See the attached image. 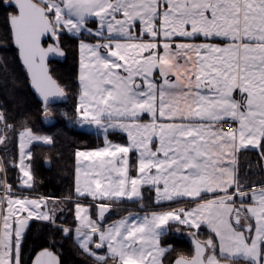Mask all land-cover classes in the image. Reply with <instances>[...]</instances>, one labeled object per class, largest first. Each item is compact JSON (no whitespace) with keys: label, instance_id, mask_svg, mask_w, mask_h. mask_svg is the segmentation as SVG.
Instances as JSON below:
<instances>
[{"label":"snow or ice","instance_id":"obj_1","mask_svg":"<svg viewBox=\"0 0 264 264\" xmlns=\"http://www.w3.org/2000/svg\"><path fill=\"white\" fill-rule=\"evenodd\" d=\"M0 5L13 9L7 17L11 36L45 116L52 115L50 99L65 96L46 61L64 55L61 40L67 33L80 41L77 122L127 135L126 145L105 138L103 148L75 153V241L83 253L96 264H163L168 249L161 247V237L175 222L197 232L189 233L193 253L172 264H264V180L247 182L259 175L249 164L242 181L239 168L240 154L249 150L264 161V0H0ZM0 123L13 128L2 114ZM19 139V167L27 178L21 183L31 188L25 159L32 153L25 149L35 141H54L28 128ZM142 186L154 189L156 206L167 205L165 210L105 223L115 204L142 199ZM0 188V264H21L30 220L50 222L66 235L73 231L56 225L57 198H14L6 182ZM89 197L92 203L80 202ZM182 201L191 206L171 207ZM202 226L211 233L203 241L197 238ZM33 264L59 261L45 249Z\"/></svg>","mask_w":264,"mask_h":264},{"label":"trees","instance_id":"obj_2","mask_svg":"<svg viewBox=\"0 0 264 264\" xmlns=\"http://www.w3.org/2000/svg\"><path fill=\"white\" fill-rule=\"evenodd\" d=\"M5 11L6 8L0 7V114L13 128L5 129L4 124L0 123V137H7L3 143H0V158L5 167V173L8 175V182L11 186L17 187L19 178L16 176L14 180L11 178V174L18 172L19 133L24 128H28L34 135L51 137L54 141L52 145H44L42 142H33L30 145L32 157L28 161L35 177V185L31 188L35 193L61 199L66 198L65 196L70 194L73 189L76 150L95 147L102 143L101 135L81 129L77 125L75 109L79 91V39L65 33L61 40V46L66 51L65 61L50 62V72L64 88L67 100L63 103L50 104L49 110L52 115L46 117L44 105L32 92L27 73L12 43ZM82 39L91 40L88 36H83ZM109 135L112 138L123 136L115 131H110ZM249 164H251V171L259 172V175L250 176L247 182L252 184L264 180L262 161L259 159L257 150H249L240 154L241 180L245 179ZM1 171L0 167V177ZM31 188L27 190L23 188L22 190L32 191ZM179 204L185 203L182 201ZM179 204L173 203L171 207ZM166 207L167 205H165ZM237 207H239V202H237ZM165 208H158L152 202L136 201L132 203L124 201L112 207L111 217L106 219L105 223L132 211L164 210ZM58 222L61 227L73 226V212L62 214ZM29 224L22 240L21 264H29L31 255L44 246H49L59 253L61 264H96L93 257L82 252L73 240L71 233L66 235L56 227H50L47 223L38 220H31ZM183 229L197 232L196 229L186 227ZM210 235V231L202 226L198 238L203 241L207 240ZM163 243L171 244L163 257L164 264H169L177 255L190 256L192 254V246L187 236L165 235Z\"/></svg>","mask_w":264,"mask_h":264},{"label":"rangeland","instance_id":"obj_3","mask_svg":"<svg viewBox=\"0 0 264 264\" xmlns=\"http://www.w3.org/2000/svg\"><path fill=\"white\" fill-rule=\"evenodd\" d=\"M77 125L81 128V129H84L86 131H90V132H93L95 134H99L102 136V143L95 146V147H88V148H80V149H77L79 151H86V152H91V151H95L97 149H100V148H103L105 146V138H107L108 141H110L111 143L113 144H121V145H126L128 143L127 141V135L126 133H123L119 130H109L107 133L103 132V130H98L96 129V127L93 125V126H88V125H81L80 123L77 122ZM110 131H115V132H119L121 135V137L119 138H112L110 135H109V132ZM35 142H38V141H35ZM30 145L29 144L27 146V148L25 149L26 152L30 151ZM76 150V151H77ZM76 153V152H75ZM20 157V156H19ZM20 160H21V157L18 161V172L15 174H11V178H13L15 180V177L18 176L19 180L17 181V187H14V186H11V189L13 188L15 191L18 190V191H21L23 188H26L27 189H30L28 188L27 186L25 185H22L21 181L22 179H27L26 177H23V174L22 172L20 171V167H19V164H20ZM83 163L87 164L89 163L88 161H84ZM130 163L132 165V174L135 175V164H136V153L133 152V153H130ZM25 164L29 165L30 166V171H31V175L33 177V181H32V188L34 187L35 185V177L33 176V173H32V170H31V165L29 164V161L28 159L26 158L25 159ZM0 167L2 169V174H1V177H0V185H4L5 182L6 183H9L8 182V175L7 173H5V167L3 166L2 164V160L0 158ZM76 157H75V164H74V179H73V189L71 191L70 194H67V196H65L66 198L70 197L71 199H66V198H58V205H59V210H57L58 208H56V225H60V223L58 222V219L59 217L63 214H65L66 212H73L74 214V223H73V231L71 232V236L73 238V240L75 241V236H76V233H75V228L77 226V222L75 220V203L77 201V196H76V193H75V182H76ZM6 174V175H5ZM31 188V189H32ZM1 192L0 194H3V189L0 188ZM22 191L24 193H22ZM21 192H14L12 195L14 197H29V198H39V197H49L47 195H44V194H39V193H35V191L32 189V191L28 190V191H24L22 190ZM141 196H142V199L140 198H137L136 201H144V202H152V203H155V191L154 189L150 188L149 186H142L141 188ZM124 201H127V199H125ZM81 203L85 204V205H88L90 203H92L91 201V198H83L80 200ZM49 208H51V204H50V201H49V204H48ZM119 208V207H117ZM117 210V209H115ZM114 210V211H115ZM91 215H92V218L93 219H96L98 218V212L96 210V208L93 206L91 208ZM113 212V209L111 208L110 209V212L106 214V219H108L109 217H111V213ZM146 212H150V211H146ZM146 212H139L138 211H135V213L143 216ZM123 216H127V215H123ZM123 216H121L120 218H122ZM119 218V219H120ZM118 219V220H119ZM41 222H44V221H41ZM112 221L108 222V223H111ZM44 223H47L48 225H50V227H53V225L50 223V222H44ZM30 224H28V227H29ZM65 227H68V226H65ZM68 228H72V227H68ZM191 231H186L183 229V226L180 227V225L178 223H175V222H170V224L167 226V231L165 232V234L161 237V247H164L166 249H169L171 247V244H164L163 243V238L165 235H168V236H179L180 234H182V236H187ZM26 233V231H25ZM24 233V235H25ZM76 242V241H75ZM97 251V254L99 255H103L104 254V251L101 253V251L99 250H96ZM111 263V262H110ZM163 264H164V260H163Z\"/></svg>","mask_w":264,"mask_h":264},{"label":"water","instance_id":"obj_4","mask_svg":"<svg viewBox=\"0 0 264 264\" xmlns=\"http://www.w3.org/2000/svg\"><path fill=\"white\" fill-rule=\"evenodd\" d=\"M8 24H9V23H8ZM9 28H10V27H9ZM12 43H13L14 47L16 48V50H17V54H18V49H17V47H16V45H15L13 39H12ZM46 45H47V41H45V46H46ZM61 47H62V46H61ZM62 50H63V52H64V55H63V56L50 55V56L48 57L46 63L48 64L49 70H50V62H52V61L64 62V61H65V59H66V51L64 50L63 47H62ZM18 57H19V54H18ZM19 60H20V58H19ZM20 62H21V64H22V66L24 67V65H23V63H22L21 60H20ZM24 69H25V71H26V73H27V70H26L25 67H24ZM50 73H51V72H50ZM51 74H52V73H51ZM52 76H53V75H52ZM27 77H28V80H29V86H30L32 92L35 94L36 98H37L40 102H42V104H43V100H42V98L40 97V95L35 91V89H34V88L32 87V85H31V81H30V77H29L28 73H27ZM54 79H55V78H54ZM66 100H67V95H66V92H65V96L62 97V98H51V99H50V102H49V105H50V104L63 103V102H65ZM43 105H44V104H43ZM197 238H198V237H197ZM188 239H189V241H190V243H191V246H192V253H193V249H194V245H193V243H192V239H193V237L189 234V235H188ZM198 239H199V238H198ZM45 249H48V250L52 251V252L57 256V259H58V261H59V264H61V256L59 255L58 252H56L53 248H51V247H49V246H44V247L39 248L38 250H36V251L31 255L30 260H29V264H33V262H34V260L36 259L37 255H38L41 251H43V250H45ZM179 256H180V255H177L176 257H174V258L172 259V261H171L169 264H172V262H173L176 258H178ZM109 264H111V263H109Z\"/></svg>","mask_w":264,"mask_h":264},{"label":"crops","instance_id":"obj_5","mask_svg":"<svg viewBox=\"0 0 264 264\" xmlns=\"http://www.w3.org/2000/svg\"><path fill=\"white\" fill-rule=\"evenodd\" d=\"M85 40V42H92V43H94L95 41L94 40H89V39H84ZM80 42V41H79ZM78 58H79V60H80V53H79V43H78ZM78 74H79V62H78ZM227 130V129H226ZM262 167H263V173H264V161H262ZM7 185H10V183H7ZM18 193L19 192H21V191H18V190H16ZM13 188H12V194L14 193V192H16ZM0 192H1V190H0ZM22 193H24L23 191H22ZM3 194H0V196H2ZM14 197V196H13ZM49 197H53V198H56V197H54V196H49ZM15 198V197H14ZM57 200H58V198H57ZM56 200V204H55V207L56 208H58L57 210H59V205L57 204L58 203V201ZM50 204H51V208L53 207V203H52V201L50 200ZM191 205H187V204H179V205H177V206H175V207H172V208H177V207H190ZM50 208V209H51ZM165 210V209H164ZM152 211V210H151ZM157 211H161V210H157ZM139 212H146V211H139ZM138 212V213H139ZM129 213H132V214H136L135 213V211H132V212H129ZM129 213H126V214H124V215H128ZM123 216V215H122ZM121 217V216H120ZM120 217H118V218H115V219H113V220H111L112 222L113 221H116V220H118ZM31 221V220H30ZM30 221H29V223H30ZM110 222V221H109ZM106 223H108V222H106ZM181 226H183V225H180V227ZM68 227H72L71 229H73V226H68ZM184 227V226H183ZM203 227H205L206 229H208L206 226H203ZM27 228H28V226H26V228H25V231L27 230ZM209 230V229H208ZM25 231H24V233H25ZM24 233H23V237H24ZM179 236H182V234H180ZM23 237H22V240H23ZM21 247H22V243H21ZM99 251H101V253L103 252V250H99ZM21 258V257H20Z\"/></svg>","mask_w":264,"mask_h":264},{"label":"flooded vegetation","instance_id":"obj_6","mask_svg":"<svg viewBox=\"0 0 264 264\" xmlns=\"http://www.w3.org/2000/svg\"><path fill=\"white\" fill-rule=\"evenodd\" d=\"M0 7H3L2 5H0ZM13 11V9H11V8H6V11H5V15H6V19H7V17H8V14L10 13V12H12ZM7 23H8V19H7ZM8 26H9V24H8ZM10 29V28H9ZM10 33H11V31H10ZM11 40H12V36H11Z\"/></svg>","mask_w":264,"mask_h":264}]
</instances>
